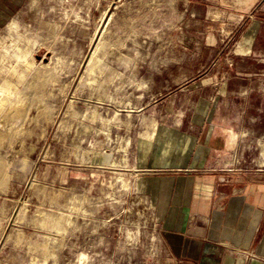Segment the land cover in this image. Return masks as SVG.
I'll use <instances>...</instances> for the list:
<instances>
[{
  "label": "rangeland",
  "instance_id": "obj_1",
  "mask_svg": "<svg viewBox=\"0 0 264 264\" xmlns=\"http://www.w3.org/2000/svg\"><path fill=\"white\" fill-rule=\"evenodd\" d=\"M203 116L264 164V0H0V264H164L137 149Z\"/></svg>",
  "mask_w": 264,
  "mask_h": 264
},
{
  "label": "crops",
  "instance_id": "obj_2",
  "mask_svg": "<svg viewBox=\"0 0 264 264\" xmlns=\"http://www.w3.org/2000/svg\"><path fill=\"white\" fill-rule=\"evenodd\" d=\"M195 124L197 133L174 129L164 141L151 137L140 164L137 149V168L149 171L138 188L157 205L163 229L160 261L264 264V164L235 169L236 136L220 132L214 118ZM227 155L231 166H223Z\"/></svg>",
  "mask_w": 264,
  "mask_h": 264
},
{
  "label": "bare ground",
  "instance_id": "obj_3",
  "mask_svg": "<svg viewBox=\"0 0 264 264\" xmlns=\"http://www.w3.org/2000/svg\"><path fill=\"white\" fill-rule=\"evenodd\" d=\"M19 57L23 58L26 61L28 66H31L33 64V59H30V57H28V52L27 51H21L20 54H19ZM90 59L93 60V54L91 55ZM92 60L90 61L91 62V68L89 69V74L92 73L93 66H94V63L92 62ZM171 132H172V130H168L167 127L161 126L160 132L156 133V140L158 142L160 140L164 141L165 139H167V137H169V134ZM149 146H150V142L149 141H147L146 139H141L140 140V142H139V155H138V163L139 164L145 162V160L147 158V155H148ZM77 209H78V207H77ZM82 257H85V254H83Z\"/></svg>",
  "mask_w": 264,
  "mask_h": 264
},
{
  "label": "built area",
  "instance_id": "obj_4",
  "mask_svg": "<svg viewBox=\"0 0 264 264\" xmlns=\"http://www.w3.org/2000/svg\"><path fill=\"white\" fill-rule=\"evenodd\" d=\"M242 169V168H241Z\"/></svg>",
  "mask_w": 264,
  "mask_h": 264
}]
</instances>
